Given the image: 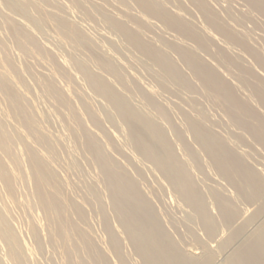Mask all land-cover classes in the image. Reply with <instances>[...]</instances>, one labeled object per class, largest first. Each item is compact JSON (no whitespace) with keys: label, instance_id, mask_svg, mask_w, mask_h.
<instances>
[{"label":"bare ground","instance_id":"obj_1","mask_svg":"<svg viewBox=\"0 0 264 264\" xmlns=\"http://www.w3.org/2000/svg\"><path fill=\"white\" fill-rule=\"evenodd\" d=\"M56 1L58 2V0ZM59 1H61L60 5H62V0ZM84 1L69 0V3H71V6L75 5L78 7L77 9L82 8V11L84 9L85 12H80L82 14L86 13L87 16L92 17V22L94 20L97 21V19L101 20L100 22H98V20L97 24H95L96 21H94L95 23L93 24L98 26L99 23L103 22V26L99 24V28L102 29V27H104L108 29V31L112 33L108 34L117 37L118 40L114 38L117 42L121 40V43L125 44H122L123 49L124 46H126L129 52L132 51L131 54L135 53L136 56L138 54L135 60L144 62L145 65L142 63L144 67L146 66L149 70L156 68L157 71L154 73L155 75H153L158 79L161 87L169 88V86H172L175 87L176 90L179 89L187 92L188 95L197 94L200 89L201 92L209 96L214 102L218 100L217 105L224 106L226 112H224L225 114L223 117L228 115L235 125H238V127L236 126L238 129L241 128V131L243 129V131H247L250 134L251 137L249 136V138L252 139L251 141H253L254 138V140L264 147V115H262L263 112H259L261 111L260 109L258 111L253 105V103L256 102L259 106L264 108V78L261 74L264 72V54H262L261 50L257 51L256 46L253 48L248 38L244 34L237 32L235 26H233L234 29H231L222 20V15L220 17L217 15L220 12L216 14L212 11L213 9H210L207 5L210 1L206 3L204 0H189L200 10L198 12L203 14L205 23L208 26V29L205 28L203 30L196 28V26L193 25L195 23L192 24L190 22L191 19L196 22L193 20L195 16L192 18L191 16L188 17L187 11L191 12L190 10H183V6L181 5L178 6L179 10H176L177 12H173L172 8L169 10L166 2H170L172 5L171 2L177 1L175 3L177 5L179 0H115L116 3L112 1L115 8L110 5L112 3L111 0H109V3L108 0H101V3L104 4L105 7L101 4H92L89 6ZM3 2L7 3L3 4L8 6L11 12L17 13L23 18L18 22L16 19L13 20L14 18H8L0 13V15H3H1L2 17H5V20L0 17V19L2 18V22H0V202H2L3 207L6 208L8 212H16L17 215L19 214L21 221L25 223V232H27L28 236L31 237L30 240H32L31 247L27 245L29 243L26 244L21 241L22 239L18 238L19 235L17 236L13 231L9 223L10 220L8 221V218L0 206V238H3L9 246L10 256L13 262H15L14 264H27L24 259L25 249L28 247L35 255L36 252H41L42 243L45 241L51 244V254L54 257L57 256L59 259L58 264H138L140 260L137 262L134 255L129 251V248L131 250L132 247L136 255L142 259L140 264H212L214 262V254L204 245L205 243H200L202 242L200 239L198 240L196 238L199 243L193 242L202 248L200 249L197 247L200 249L199 251L203 250V255L201 254L200 256V254L198 255L194 250L187 249L188 251H185L182 248V243L185 244L187 239H190L192 236L188 232L187 237L190 235V238L186 237L185 242L183 240L186 234L180 233L183 234L184 238L182 235L180 239L176 237V231L184 226V224L181 222V225L179 223L180 220L175 216L181 226L179 224L180 227L176 226L177 222L174 225L176 219L170 222L171 219L169 220V216L168 218L166 216L168 211H164L166 215L162 211V209L168 210L170 208L165 209L163 206L161 209V205L159 206L156 204L159 201L156 203L154 202L158 192L151 194L149 186L155 187V185H153L155 183L153 182L156 181L152 182L150 178L148 179L149 176L147 177V174L143 172L144 168L141 162L132 158L127 152L126 147H128V145L137 150L141 157L144 158L145 162L147 161L150 163V165H148L149 167L151 165L154 166V170L159 173L158 177L162 175L164 180L170 183V187H173L177 196L193 210L194 217L196 220L200 221L199 223L196 222L197 225L203 224L207 237L208 239L210 238V240L220 233L222 229L226 228V230H230V228H233L232 226L236 224V220L241 216L242 209L240 205L250 204L258 206L257 210L249 219H244L243 225H240V227L236 225L237 228L232 230V236L230 238L225 242H221L222 249L231 245L233 241L241 236L250 223L257 221L264 213V179L261 177L262 173L259 174L254 171V168L250 166L251 164L249 165L246 159L241 158V154H239L241 156H238L234 152L229 145V137H227L229 139L226 140L221 137L222 135L219 137L214 133L213 129L208 125V117L210 118L212 114L210 113L209 115V113H206L200 105L201 109H199L194 96V98L191 97V99L187 96L190 99L189 101L193 99L196 101H193L195 104L191 102L189 106L190 112L194 114L191 115L188 113L184 115V121L187 123L188 131L195 142L203 149L201 151L204 155L206 154L205 158L210 159L212 165L205 164V168L207 165H211L209 168L214 167L217 170V174L224 179L223 181H226L227 185L229 184L235 191L234 195L229 193L231 196H226L220 189L212 191L211 186L209 187V185H206L209 187V189H207L211 192L210 196L214 201L213 204L216 205V210L219 212V220H216L212 216L214 212L210 210V200L207 199V195H204V192V194H202L203 190L199 191L195 188L193 174L195 170H200L199 172H201L202 165L198 154L189 146L191 136L189 139V134H187L189 140L187 139L188 142L186 143L185 139L187 137L185 138L183 130L181 132V130L174 129L176 138L174 143L172 139L169 138V136H171L168 135L169 132L162 129V122H159V124L157 122L159 120H156V118L158 119L161 117L162 120L169 121V112L167 115L165 111L158 107L154 100V94L158 91L156 90L155 93L153 87V90H151L152 88H148V93L150 94H147L145 92L146 90H143L142 87L138 85V82H133L134 84L136 83L135 86L133 83L130 84L128 78L122 73V66L117 64L113 58L109 57L112 53H108L109 56L100 54L101 52L99 51H102V48L98 47L94 39L88 38V34L85 36L79 29L81 27L77 26L78 24H72L71 20L69 22V18L67 19L64 16L66 11H68L66 7V11H63L64 5H62L63 8H60L61 6L59 7L57 5L59 3L55 4L54 0H4ZM98 2H100V0L97 1V3ZM106 2L110 8H113V14L117 15L108 12L109 10L107 9H109V7L106 8V6H108L105 4ZM244 2L248 4L252 11L264 16V0H244ZM89 4L91 3L89 2ZM131 4L139 8L140 11L135 14L138 15V13L141 12L139 13L141 14L140 16L138 15V17H136L135 14H131ZM73 7L74 6H72V9ZM91 7L94 9L93 14L96 15L94 20V16H92L90 10ZM134 8L132 10H134ZM60 9L65 12V14L61 13ZM115 9L121 11L122 14L118 15ZM219 9H221V7ZM181 10L186 12L184 14L187 15V19L184 17V14L181 13ZM195 11L197 10L195 9L194 12ZM229 12L232 13L233 11L231 10ZM69 13L67 17H69ZM195 13L197 14V12ZM150 19L161 22L166 30L172 31V34L175 35L177 40L180 36L190 41L191 43L189 44L193 46H189L184 41L181 42L180 39L178 40L181 42L180 44H171L166 41L167 38L164 40V37L162 38L164 41L158 45L152 44L150 40L153 42L155 39H151L150 36L148 41L147 38H145L147 36H144L145 31L153 26ZM204 19H201V21L203 20L204 22ZM23 21H32V25L35 26L34 28H36L37 31H44L46 28L45 31L47 32L49 31L47 30L48 27H55L54 30L57 34L56 38L60 43L64 44V46L66 45V48L69 46L77 51L76 54H78V51L79 53L82 52L80 54L84 56L82 57L83 59L75 60V55H72L73 62H71L74 67H76V73L81 75L85 81L84 84H80H82L83 87L85 84H89L87 85L88 88H86L92 89L91 92H95L104 99L105 101H102L107 103L104 105H106V107L108 106L110 110L108 111V108L106 109L105 106L102 108L106 109L108 112L111 111V113L107 112V114L103 116L97 109L95 110L93 108L90 100L82 92L85 87L82 88L78 86L77 82L79 81L75 82L76 79L75 76H73L75 75L73 72H71L72 74L67 72L70 71L66 69L65 65L67 63L62 61L61 64H58L56 62V53H54L56 55L54 56L51 51L42 48L43 46L41 45V47L40 44H38L41 40L37 43V38H35L38 34L35 35L33 33L35 29H33V31L32 28H29L31 29L29 30L26 26L27 22ZM86 21L88 22L89 20ZM91 21L89 22L91 23ZM32 22H29V24ZM262 24L264 23L262 22ZM163 26L161 28H163ZM45 31L41 32V34L43 33V35H45ZM212 31L217 32L224 38L225 42H221V38L220 42L225 43V46L237 47L242 52L250 55L254 62L252 61L253 63H250V61L249 65L254 64V68H257V66H255L257 64L263 71L260 73L261 76L256 73L257 70L255 71L252 67L248 68L243 65V55L231 56L226 50L227 48H223L224 45L220 42L221 46L218 48L219 44L216 43L219 40L216 42V38L214 37L217 34L213 36V33L211 34ZM7 34L16 44L17 50L19 51L18 53L26 54L27 56L30 55L31 59L34 57L40 62V65L38 64L37 66L44 65L43 69L46 68L45 70L47 73L45 75L41 76L44 73H40L37 74V77H32L35 89L37 90L32 88L31 79L29 80L24 76L23 73L26 67L24 66L22 70L23 65L18 61V59H20L18 54H16L17 57L14 55L15 51H11L10 48L13 49V47H10L11 45L9 46V40L6 41L8 38ZM41 34L39 32V36ZM251 34L249 35L251 36ZM111 39H113V37ZM96 41L98 42V40ZM57 43L58 41L56 45L59 44ZM120 47L117 49L116 46L117 51H120ZM261 47L264 48V46ZM98 48L101 49L97 51ZM126 48L124 50H126ZM167 49L177 54V59L180 58L181 61L187 65L186 68L193 74L190 73V75L197 79L198 87H195L197 86L196 84L195 86L192 84L190 81L192 79H189L186 72L184 74V72L181 71L182 69H179L180 65L171 60L169 56L173 53L170 54V50L168 51ZM240 50L236 52H240ZM119 51L118 54L121 55L123 50L120 53ZM201 53L211 56L220 64L219 66L222 65L230 73L237 70L239 75L234 72V77L235 74L239 77H237V80L240 79L244 87L250 90L249 93L251 92V97H243L245 93L241 96L240 93L243 90L239 92L238 89L240 87L237 89L234 87L235 85H231L226 80V77L223 76V70L220 72L222 68L219 69L218 65L213 62L211 63V61L210 63L213 66L210 65V63L206 61L207 59H204L205 55L202 57ZM125 54H128L127 51L122 55L125 56ZM134 55H132L133 59L135 57ZM126 56L125 58L127 59ZM138 57L141 59H138ZM62 59L63 58H61V60ZM30 62H32V60H30ZM22 63L24 64V60ZM31 64L34 66L33 62ZM214 64L220 71L214 67ZM137 65L139 64L136 63V65H134L136 67H133L138 69ZM92 67L103 72V75H105V73L108 74V76L112 78L110 80H114L120 85V90L133 94L135 98H137L138 95V97L144 101L143 103L145 106L141 104L142 101L140 104L146 109L148 108L149 111L152 109L158 114L160 113V117L159 115H154L152 110L151 112L146 110V112L143 107L144 110L139 111L138 109L141 108L139 105H137L139 108L136 110L135 105L132 103L134 109L130 103L133 98L129 101L127 96L122 95L123 91L119 93L120 90H116L113 87V85L118 86V84H114L116 82L111 81L112 85L108 79L105 80L100 78V74L99 76L94 73L96 71L98 72V70H94ZM27 69L29 73L30 70L29 68ZM150 72L152 73V71ZM150 72L148 71L147 73L150 74ZM33 73H31V75ZM198 81H200L201 86ZM140 85H142L141 82ZM86 88L85 90H87ZM166 91L164 90L165 93H167ZM168 91H170V88ZM177 93L178 98L180 92L178 91ZM204 96L205 95H203V97ZM179 98L180 100H177L175 97L177 102L180 101L185 106L183 103L185 101L182 102V97ZM138 99L139 98H137V101ZM203 99L204 98H202V100ZM135 100L134 103L137 102ZM207 100L210 99L206 98V100L203 101L206 102ZM77 101L79 102L77 103ZM43 102L49 104L48 109L46 107H44L46 109L43 108V104H45ZM207 103L208 102H206V104ZM136 104H138V102ZM179 107L180 106H178V108ZM142 108L140 110H142ZM178 108L176 107V109ZM47 110H49L50 117L56 118V120H59V123H61V126L57 125L59 124L57 122L55 124V126L57 125L60 127L54 130L58 131L60 129L61 131L59 130L60 132H57L59 135H52L50 129L48 130V128L51 127H46L43 123V120L45 119L46 121V118H48L43 114V112L45 111L44 113H46ZM102 112L106 113V111ZM182 113H185L184 110ZM44 116L46 118H44ZM118 119L121 120V123L124 124L127 129V134L125 138H123L126 140V144L122 139L123 145L125 144V146L120 144L122 140L119 139L121 138V136H118L119 132H116L117 135L114 132L108 131L107 128H105L106 126H104V124L108 122L112 126L116 124L115 127H117V122H119ZM49 121L54 122L51 119ZM174 121L171 119L169 122L173 123ZM182 121L183 119L181 122ZM227 121H230V119H227ZM170 125L168 127L164 126V128L169 129ZM219 125L218 127L220 128L218 129H221L222 126L221 124ZM224 126L227 127L228 125L226 124L223 125V127ZM118 128H121V125H119L117 129ZM53 129L54 128L51 130ZM117 129L115 128V130ZM121 129L125 131L124 128ZM237 138H240V136ZM233 140L232 138V141ZM177 145L180 146L182 155L181 153L179 156L176 155ZM180 148H178V150ZM129 150L131 151L132 149L129 148ZM132 155L134 157L133 152ZM76 157H79L81 161H86V164L90 165L89 169L91 168L90 173L94 176V185L93 181L90 179L89 182L91 181V186H89V183H84L86 180L83 181V177L88 179V174L86 178V176H83L84 173L82 174L80 172V165L77 161L79 159ZM144 160L142 163H144L143 165L145 167L147 162L145 164ZM84 163H82V165H84ZM261 164L257 165L261 166ZM149 167H146V170L149 169L150 172H153L154 170L151 171L152 169ZM86 168L85 171L87 172ZM135 171L137 172L135 173ZM212 171L214 172V169ZM212 171H208L210 175L216 174L212 173ZM199 172H196V174L198 173L197 175H199ZM202 175L204 176V174ZM203 176L201 178H203ZM195 178H197V176ZM205 179L207 180L208 178ZM205 179L203 180L206 181ZM149 180L153 186L149 185L151 184ZM212 181L215 180L213 179ZM157 187L158 189L160 188L159 186ZM200 188H202V185ZM152 189L153 188H151V190ZM161 191L159 190L160 194ZM160 194H158L157 197H163L162 194ZM152 195H155L154 199ZM159 203L162 204L161 202ZM166 207H169V204ZM108 214H111L109 216L110 218ZM248 215L245 216L248 218ZM15 220L17 219H14V221ZM16 222L17 221L13 223ZM225 232H223V235H225ZM227 233L226 235H229V231ZM251 234V237L243 245L240 246L238 244L240 247L224 264H264V223H262V226L258 230ZM220 235L218 237H220ZM202 237L203 236H201V239ZM188 242L190 243V240H188ZM189 243H186L184 248H188L191 245ZM197 248L195 247V249ZM43 249H45V247ZM83 257H85V260H83ZM39 259H42V257ZM54 263L52 262V264ZM222 263L221 261V264Z\"/></svg>","mask_w":264,"mask_h":264},{"label":"rangeland","instance_id":"obj_2","mask_svg":"<svg viewBox=\"0 0 264 264\" xmlns=\"http://www.w3.org/2000/svg\"><path fill=\"white\" fill-rule=\"evenodd\" d=\"M4 1V0H3ZM2 0H0V13H2L4 16H7L8 18H14L13 20H17L18 22H19V20L21 19H23L22 17H20V15L19 14H17V13H13V12H11L10 11V8L8 7V6H5L4 4H7L6 2H3ZM55 1V4L56 3H59V4H57L60 8H63V6L62 5H64V8H63V11H66L65 10V7L68 9V11H66V14H65V12H63L61 9H60V11H61V13H64L63 15L68 19L69 18V22H70V20H71V22H72V24H78L77 26L78 27H81V28H79L80 30H81V32L86 36L87 34H88V38H91L92 40L94 39V42L95 43H97L98 44V47H101L100 49L102 50V51H99L100 49L98 48V50L97 51H99V52H101L100 54H103V55H107V56H109V54H111V56H109V57H111V58H113L114 59V61L117 63V64H120L121 66H122V73L125 75V77H127L128 78V82L130 83V84H132L133 82H138V85L139 86H141L142 87V89L143 90H146L145 92L147 93V94H150V93H148L149 92V90H148V88H154V90H155V93H156V90L158 91L156 94H154V100L156 101V103H157V105H158V107H160L163 111H165V113L168 115V112H169V116H168V120L170 121L171 119H172V121H174L172 124L169 122V121H164V120H162L161 119V117H160V113L158 114L156 111H153L152 109H150V111L148 110V108L146 109L145 107H143V106H145V104L143 103L144 101H142V99H140V97H138V95H137V98H139L138 99V101H137V98H135V96L133 97V94H131V93H128V92H125L124 90H120L121 89V87H120V89H119V84L116 82V81H112V80H110V79H112V78H110V76H108V74H106L105 73V75H103L104 73L103 72H101V71H99L97 68L95 69V68H93L94 70H98V72L96 73V72H94L95 74H97V75H101V76H103V77H101L100 75V78H102V79H105V80H107L108 79V81L109 82H116V83H114V84H118V86H115V85H113L112 84V82H111V84L113 85V87L116 89V90H120L119 91V93H121V91H123V93H122V95H125V96H127V98L129 99V101H130V103H131V106H133V108H134V105H135V108H136V110L139 108L137 105H139L141 108L143 107L144 109H145V111L147 110L148 112H151V110H152V113H154V115H159V117L160 118H156L155 116V118H156V120H159V121H157L158 123L160 122H162L161 123V127L163 126V130L164 131H168L169 133H168V135H171V136H169V138L170 139H172V142H174L175 143V141H176V138H175V134H174V129H178V130H181V132H182V130H183V133H184V135H185V140H186V143L188 142V140L190 139V136H191V139L193 140V142H195V140L193 139V137H192V135L189 133V131H188V128H187V123L184 121L185 120V114H194V113H192V112H190L191 110H190V104H191V102L193 103V101H195L196 103H197V107L199 108V109H201L200 108V106L202 107V109H204L205 111H206V113H209V115H210V113L212 114L211 115V117L209 118L208 117V120H209V122H208V125L213 129V131H214V133L217 135V136H221V137H223L224 139H226V140H228L229 138V140H228V142H229V145H230V147L234 150V152L238 155V156H241V158L242 159H246V162H248L249 163V165L250 166H252V167H250V168H252L254 171H256L257 173H259V174H261V177L264 179V147L260 144V143H258L256 140H254V138H253V141H251L252 139H250L249 138V136H250V134L247 132V131H243V129H242V131L240 130V129H238L237 127H238V125H235V123L233 122V120L227 115H225V117H223L224 116V112H226L225 111V109H224V106L222 107L221 105H217L218 103V100H215L216 102H214L209 96H207L205 93H203V92H201V90L199 89V88H197V89H199V93H197V94H190V95H188V93L187 92H185V91H182V90H179V89H177L176 90V88L175 87H172V86H169V88H170V91H168V87H161L160 86V84H159V81H158V79H156L155 78V74L154 73H156V68H154V69H152V70H149L146 66L144 67V62H142V61H140V60H135V59H137V56H138V54H137V56H136V54L135 53H132L131 54V52H129L128 51V48H126V46H124V49L126 48V50H124L123 49V46H122V44L123 45H125L124 43H121V40H119L118 42H117V37H115L114 35H110V34H112L111 32H109L108 31V29H106V28H104V27H102V29L101 28H99V24H101V26H103V22H101V23H99L98 24V26H96L95 24H97L98 22H100L101 20H99V19H97V21L96 20H94L95 19V17H96V15L95 14H93V10L94 9H92V7L90 8V10H91V12H92V16H94L93 17V20L94 21H96V23L93 21H91V18L92 17H89V16H87L86 15V13H81V12H85L84 11V9H83V11H82V8H79V9H77L78 7H76L75 5H72V6H74L75 7V9L77 10H75L74 9V7H73V9H72V6H71V3H69V0H62V5H60V2L61 1H59L58 0V2L56 1V0H54ZM84 1V0H83ZM97 1H99V0H86V1H84L87 5H89V6H91L92 4H101V5H103V7H105V5L104 4H102L101 2V0H100V2H98L97 3ZM107 1V0H106ZM114 2V3H116L115 2V0H111V2ZM180 1H181V3H180ZM206 3L208 2V1H210V2H208L207 3V5L210 7V9L212 8L213 10L212 11H214L216 14L217 13H219V14H217L219 17L222 15V20L231 28V29H234L233 28V26H235L236 28H237V30H236V28H235V30L237 31V32H239L240 34H244L247 38H248V40H249V42H250V45L253 47V48H255V46L257 47L256 48V50L257 51H259V50H261L262 51V54H264V48L263 47H261V46H264V36H263V34H264V24H262V22L264 23V16H262L261 14H259V13H257V12H254V11H252V9L248 6V4L246 3V2H244V0H204ZM71 2V1H70ZM89 2L91 3V4H89ZM110 1L108 0V3H109ZM111 3L110 5L111 6H113L114 7V3ZM177 2V1H176ZM176 2H171L172 3V5L170 4V2L168 3V2H166V5H167V7L169 8V10H171L170 8H172V10H173V12H177L178 10H179V5H181V6H183L182 7V9L183 10H190L191 12H189V11H187V15H188V17H190L191 16V18L193 17V16H195L196 17V19H195V17H193L194 19L193 20H195L196 22H194V21H192V19H191V23L193 24V23H195V24H193L194 26H196V28H200V30H203V29H205V28H207L208 29V26H207V24L205 23V19H204V17H203V14L201 13L200 14V12H198V11H200L194 4H192L189 0H179L178 2V4L176 5L175 3ZM213 2H215V3H213ZM228 2V3H227ZM4 3V4H3ZM168 3V4H167ZM210 3H212V4H210ZM231 3V4H230ZM106 5H108L107 4V2L105 3ZM113 4V5H112ZM216 5V6H214V5ZM247 4V5H246ZM213 5V6H212ZM134 6H135V8H134ZM170 6V7H169ZM227 6V7H226ZM107 7H109V5L108 6H106V8ZM218 9H217V8ZM221 7V9H219ZM230 7V8H229ZM249 7V8H248ZM8 8H9V10H8ZM115 8V7H114ZM134 8V10H135V12H134V10H132ZM185 8H187V9H185ZM197 10V11H195V12H197V14L194 12V10ZM216 9H217V11H216ZM233 11L232 13L231 12H229V11H231V10ZM107 10H109L108 12H110L111 14H113L114 13V10H113V8L111 7H109V9H107ZM118 9H115V12H117L118 13V15H120V14H122V12L121 11H117ZM175 10V11H174ZM177 10V11H176ZM192 10H193V12H192ZM229 10V11H228ZM81 11V12H80ZM130 11H132L131 12V14H135L136 12H138V11H140L139 10V8L136 6V5H133V4H131V10ZM69 13V17H67V14ZM134 12V13H133ZM221 12H222V14H221ZM11 13V14H10ZM139 13H141V12H139ZM138 13V15L140 16L141 14H139ZM181 13H186V12H183L182 10H181ZM1 14V15H2ZM6 14V15H5ZM82 14V15H81ZM137 14V13H136ZM135 14V15H136ZM199 14V15H198ZM241 14V15H240ZM0 15V17H2ZM10 15H11V17H10ZM83 15H85V16H83ZM113 15H117V14H113ZM138 15H136V17H138ZM187 15H185L184 14V17L187 19ZM18 16V17H17ZM6 17V18H7ZM20 17V18H19ZM252 17V18H251ZM4 20H5V17H2ZM2 18L0 19V22H2L1 20H2ZM7 18V19H8ZM225 18V19H224ZM229 20H228V19ZM256 18H259V19H256ZM84 19H86V20H89V21H91V23L88 21H86V20H84ZM201 19H204V22H203V20L201 21ZM243 19V20H242ZM83 20H84V22H83ZM198 20V21H197ZM199 20H200V22H199ZM226 20V21H225ZM246 20V21H245ZM248 20V21H247ZM16 21V22H17ZM150 21H151V23L153 24V26H151V28H149L148 30H146L145 31V35L144 36H147V37H145V38H147V40L148 39H150V36H151V39H155V41L153 40V42H152V40H150V42L153 44H159V43H161V42H163L166 38V41H168V42H170L171 44H180L182 41H184V42H186V44H188L189 46L191 45V46H193L192 44H189V43H191L190 41H188V40H186V39H184V38H181L180 36H179V38H178V40L180 39V41H178L176 38H175V35H173L172 34V31H170V30H166V28L163 26V24L161 23V22H159V21H157V20H152V19H150ZM155 23H153V22ZM231 21V22H230ZM23 22H27L26 23V26H27V28L29 29V28H32V30L33 29H35V31L33 32L35 35H37V37L35 36V38H37L36 39V41H37V43H38V41L39 40H41L40 41V43H38V44H40V46L42 47V48H44V49H48L49 51H51L52 52V54H54V53H56V55L54 54V56H56V62L59 64H61V62L62 61H65L67 64L65 65L66 66V69H68V70H70V71H67V72H69L70 74H72L71 72H73V74H75V75H73V76H75V82L76 81H79V82H77V84H78V86H81L82 88H88V86L87 85H89V84H85V86L83 87V85L82 84H84L85 83V81L83 80V78H82V76L81 75H79L78 73H76L77 71H75L76 69V67H74V65H73V63H71V62H73V59H72V55H75V60H80L82 57H84V56H82L80 53H82V52H80L79 53V51H78V54H76V52L77 51H75L74 49H72V48H70L69 46H67V48H66V45L64 46V44H62V43H60L59 42V40H57V38H56V36H57V34H56V31L54 30L55 29V27H48V29L47 30H49V31H45V29H44V31L47 33H45V35H43V33L41 34V32H44V31H37V29L36 28H34L35 26L34 25H32L33 24V22L32 21H29V22H32L31 24H29V22L28 21H23ZM87 22V23H86ZM159 22V23H158ZM93 23H95V24H93ZM204 23V24H203ZM235 23H236V25H235ZM256 23V24H255ZM260 23V24H259ZM28 24V25H27ZM74 24V25H75ZM159 26V28H158V26ZM161 24H162V26H163V28H161L162 26H161ZM244 26H242V25ZM93 25H95V26H93ZM204 25V26H203ZM83 26V27H82ZM93 26V27H92ZM157 26V27H156ZM161 26V27H160ZM232 26V27H231ZM95 27H98V28H95ZM254 27H256V28H254ZM84 28V29H83ZM95 29V30H94ZM162 29V30H161ZM261 29V30H260ZM29 30H31V29H29ZM52 30V31H51ZM107 30V31H106ZM152 30V31H151ZM209 30H211V29H209ZM55 32V35H54V32ZM86 33H85V32ZM101 31V32H100ZM32 32V31H31ZM39 32H40V34L42 35H40L39 36ZM99 32V33H98ZM150 32H152V33H150ZM153 32H154V34H153ZM208 32H210V31H208ZM102 35H101V34ZM108 33H110V34H108ZM213 33V34H212ZM253 35H252V34ZM151 34V35H150ZM175 34V33H174ZM211 34L214 36V35H219L217 32H214V31H212L211 32ZM249 34H251V36L249 35ZM48 35V36H47ZM49 35H51V36H49ZM105 35V36H104ZM108 35H110V36H108ZM156 35V36H155ZM172 35V36H171ZM214 36L215 38H216V44H219L218 45V48H220V43L221 42H225L224 41V38L223 37H221L220 35L219 36ZM96 38H95V37ZM7 37L9 38H7L6 39V41H10V42H8L9 43V46L10 47H13V49L12 48H10L11 49V51L13 52V51H15L14 52V55L15 56H17L16 54H18V56H19V58L20 59H18V61L21 63V65H23V67H22V70H23V68H24V66L26 67L25 69H24V76L27 78V79H31V86H32V88H34L35 89V84L33 83V78L34 77H37L38 75L37 74H40V73H44V74H42L41 76H43V75H45L46 73H47V71L45 70V69H43L44 68V65H42V66H37L40 62L37 60V59H35L34 57H32V59L30 58V55H26V54H21V53H18L19 51L17 50V47H16V44L14 43V41L10 38V36L7 34ZM93 37V38H92ZM113 37V39H111ZM164 37V40L162 39ZM177 37V36H176ZM39 38V39H38ZM114 38H116V39H114ZM157 38V39H156ZM218 38V39H217ZM220 38H221V42H220ZM159 39V40H158ZM182 39V40H181ZM96 40H98V42L96 41ZM113 40V41H112ZM114 40H116V41H114ZM157 40V41H156ZM58 41V45H56V42ZM101 41V42H100ZM149 41V40H148ZM159 41V42H158ZM165 41V42H166ZM177 41V42H176ZM115 42V43H114ZM120 42V43H119ZM158 42V43H157ZM168 42H166V43H168ZM220 42V43H219ZM101 43V44H100ZM117 43V44H116ZM115 44V45H114ZM119 44H121V45H119ZM169 44V43H168ZM222 45H224L225 43H221ZM255 44V45H254ZM13 45V46H12ZM60 45V46H59ZM46 46V47H45ZM116 46H117V49H118V47H120L119 49H120V51H119V53L123 50V51H125V52H121V55L120 54H118V51H117V49H116ZM64 47V48H63ZM223 47V46H222ZM52 48H53V50H52ZM59 48V49H58ZM64 50H63V49ZM215 48V47H214ZM217 48V47H216ZM223 48H227L226 50L228 51V53L232 56H237V55H239V54H241V55H243V57H242V60H243V65H245V67L247 66L248 68H251L252 67V69L254 70L255 69V71H256V73L257 74H259L260 76H261V74H262V77L264 78V72L261 70V68L260 67H258V65L256 64L255 66H257V68H259V69H257L256 67L254 68V64H251V65H253V66H251V65H249L250 63H253L254 62V60H252L253 58L250 56V55H248V54H246V53H244V52H242L239 48H237V47H227V45L225 46L224 45V47ZM222 48V49H223ZM230 48V49H229ZM232 48H234V49H232ZM237 48V49H236ZM65 49H66V51H65ZM70 49V50H69ZM57 50V51H56ZM168 51L170 50V49H167ZM240 50V52H236V51H239ZM56 51V52H55ZM68 51V52H67ZM110 51V52H109ZM126 51H127V53L129 54H125V56L126 55H128V56H130V57H128V56H126L127 57V59L125 58V56L124 55H122V54H124V53H126ZM168 51H166V52H168ZM234 51V52H233ZM260 51V52H261ZM170 52V54L171 53H173V54H169L168 56L171 58V60L174 62V63H176V64H179L180 65V67H179V69H182L181 71H183L184 72V74H185V72H186V75L189 77V79L191 78L192 80H190L191 82H192V84L195 86V84L197 85V86H195V87H198V83H197V79L196 78H194V76L192 77V73H191V71L189 72V69L188 68H186V64H184V62L183 61H181V59L179 58V59H177L178 58V56H176L177 54H174V52L173 51H169ZM58 53V54H57ZM60 53V54H59ZM109 53V54H108ZM70 54V55H69ZM131 54V55H130ZM135 54V55H134ZM23 55V56H22ZM132 55H134L135 57H134V59H133V56ZM172 55H174V56H172ZM201 55H202V57H204L203 55H205V57H204V59H207L206 61H208V63H210V61H211V63L213 62V63H215L216 65H218V68L219 69H221V71L217 68V66L215 65L214 67H216L220 72H222V70H223V76H225L226 77V80L231 84V85H235L234 87H236L238 90H239V92H240V90H243V91H241V96H242V94L243 93H245V94H243V97H246V96H249V97H251V92L249 93V89H247L246 87H244V85L241 83V81H240V79H238L237 80V75H239L238 74V72H237V70H234L233 71V73L231 72H228V70L225 68V67H223L222 65L221 66H219L220 64H218L211 56H209V55H207V54H205V53H201ZM17 56V57H18ZM21 56V57H20ZM60 58H59V57ZM66 56H68V57H66ZM81 56V57H80ZM209 58H208V57ZM59 58V61H58V58ZM80 57V58H79ZM124 57V58H123ZM55 58V57H54ZM61 58H63L62 60H61ZM79 58V59H78ZM129 58H131V59H129ZM140 57H138V59H139ZM251 58V59H250ZM27 59H29V60H27ZM83 59V58H82ZM126 61H125V60ZM141 59V58H140ZM21 60V61H20ZM23 60H24V64L22 63L23 62ZM26 60V61H25ZM30 60H32V62L34 63V66L31 64L32 62H30ZM35 60V61H34ZM132 60V61H131ZM136 61V63L137 64H139V65H137V67H138V69L137 68H134V67H136V66H134V65H136V63H135V61ZM134 61V62H133ZM141 62V63H139V62ZM251 61V62H250ZM253 61V62H252ZM37 62V63H36ZM129 62H132V63H129ZM250 62V63H249ZM133 63H135V64H133ZM144 65H143V64ZM210 63V65H212ZM175 64V65H176ZM40 65V64H39ZM29 66V67H28ZM60 66V65H59ZM134 66V67H133ZM177 66V65H176ZM213 66V65H212ZM36 67H41L40 69L39 68H36ZM140 67V68H139ZM178 67V66H177ZM27 68H29V73H28V69ZM65 68V67H64ZM41 69H43V70H45V71H43V70H41ZM65 69V70H66ZM92 69V70H93ZM142 69V70H141ZM37 70H39V71H37ZM93 70V71H94ZM150 72V71H152V73L150 72V74H152V75H150V74H148L147 72L148 71ZM39 72V73H35V72ZM41 71V72H40ZM153 71H155V72H153ZM35 74H34V73ZM100 72V73H99ZM189 72V73H188ZM234 72L237 74H235V77H234ZM261 72H263V73H261ZM26 73V74H25ZM31 73H33L32 75H31ZM147 73V74H146ZM190 73L192 74V75H190ZM261 73V74H260ZM28 74V75H27ZM154 74V75H153ZM134 75H135V77H134ZM150 75V76H149ZM233 76V78H232V76ZM29 78H28V77ZM41 76H39V77H41ZM105 76V77H104ZM137 76V77H136ZM152 76H154V77H152ZM33 77V78H32ZM154 78V79H153ZM239 78V77H238ZM157 80V81H156ZM194 80V81H193ZM196 80V81H195ZM140 82H141V84L142 85H140ZM199 82V85L201 86V84H200V81H198ZM80 83H82V84H80ZM87 83V82H86ZM237 83V84H236ZM134 84V83H133ZM136 85V83L134 84V86ZM144 85V86H143ZM117 87H118V89H117ZM85 88L82 90V92L85 94V96L90 100V102L92 103V106H93V108L96 110L97 109V111L100 113V114H102L103 116H105V114H107V112L110 110L109 109V107L107 106L106 107V105H104V104H107L106 102L104 103V99H102L99 95H97L95 92H91L92 91V89H87V90H85ZM153 88L151 89V90H153ZM172 89V90H171ZM35 90H37V89H35ZM164 90L167 92V93H165L164 92ZM245 90V91H244ZM86 91V92H85ZM172 91V92H171ZM180 92L179 93V97H182L181 99H182V102L183 101H185V102H183L184 104H185V106L180 102V101H178L177 102V100H180V98L178 99L177 98V96H178V93L177 92ZM248 91V92H247ZM160 93V94H159ZM246 93H247V95H246ZM184 94H185V96L187 97V96H189L190 97V99H191V97H195V100L193 99L192 101H189L190 99H189V97H185L184 96ZM201 94H203V95H205L204 97H203V95H201ZM88 95H90V96H88ZM135 95V94H134ZM163 95V96H162ZM173 95V96H172ZM202 97H201V96ZM140 96V95H139ZM197 96H199V97H197ZM91 97V98H90ZM93 97V98H92ZM175 97H176V99H175ZM193 97V98H194ZM208 98V99H210V100H207L206 102H208L207 104H206V102L205 101H203V100H206V98ZM157 98V99H156ZM186 98V99H185ZM201 98V99H200ZM202 98H204L203 100H202ZM136 99V100H135ZM160 99V100H159ZM188 99V100H187ZM102 100H104V101H102ZM134 100L135 101H137L138 102V104H136L137 102H135L134 103ZM166 100V101H165ZM174 100H175V102H174ZM202 100V101H201ZM142 101V102H141ZM159 103H158V102ZM188 101V102H187ZM46 102V101H45ZM45 102H43V103H45ZM79 101H77V103H78ZM95 102V103H94ZM140 102H141V104L143 105H141L140 104ZM166 102V103H165ZM42 103V104H43ZM132 103L134 104V105H132ZM188 103V104H187ZM256 102H254L253 103V105H254V107H256L257 108V110L259 111V109L261 110V111H259L260 113L261 112H263V114L262 115H264V108H262L261 106H259V104L258 103H256ZM95 104V105H94ZM174 104H175V108H174ZM193 104H195V103H193ZM97 105V106H96ZM102 105V106H101ZM169 105H172L173 106V109H172V106H169ZM200 105V106H199ZM216 107H215V106ZM49 106V104L47 103H45V104H43V108L44 107H46L47 109L49 108L48 107ZM106 107V109L108 108V111L106 110V109H104V108H102V107ZM178 106H180L179 108H178ZM187 106V107H186ZM176 107L178 108V109H176ZM189 107V108H188ZM42 108V107H41ZM46 108H44V109H46ZM134 108V109H135ZM141 108H139L138 110L139 111H143L144 109L142 108V110H140ZM106 111V113L105 112H102V111ZM172 110V111H171ZM183 110H184V114L182 113L183 112ZM211 110H213V111H211ZM43 111V110H42ZM41 111V112H42ZM46 111V110H45ZM44 111V112H45ZM146 111V112H147ZM175 111V112H174ZM43 112V114L44 115H46V117H48V118H46L45 116H44V118H46L47 120L45 121V119L43 120L44 122V124H45V126L46 127H51V128H48V130L50 129V132H51V134L52 135H59L58 133L61 131L60 129V131L58 132V131H54V130H57V128H60V127H58L57 125H59V126H61V123H59V120H56V118H53L52 116V118L49 116V110H47V112L46 113H44ZM173 112V113H172ZM187 112V113H186ZM108 113H111V111L110 112H108ZM176 113V114H175ZM181 116H180V115ZM208 115V114H207ZM208 115V116H209ZM183 116H184V118H183ZM51 120H53L54 122H51V121H49L50 119ZM179 118V119H178ZM181 118V119H180ZM212 118V119H211ZM220 118V119H219ZM223 118H224V120H223ZM49 119V120H48ZM183 119V121L181 122V120ZM227 119L229 120L230 119V121H227ZM118 121L119 122H117L118 124H117V127L119 126V125H121V128H124L125 129V131L123 130V129H121V128H118L117 129V127H115L116 126V124H114L113 126L110 124V123H105L104 124V126H106L105 128H107V130L108 131H110V132H114V133H116L119 137L121 136V138H119V139H123V138H125V136H126V134H127V129H126V126L124 125V124H122L121 123V120L120 119H118ZM56 122L57 123H59V124H57L56 126H55V124H56ZM165 122H167V123H165ZM215 124H214V123ZM218 122H219V124H221V129H218V128H220V127H218V126H220L219 124H218ZM120 123V124H119ZM159 123V124H160ZM168 123H170V124H168ZM180 123V124H179ZM214 125H213V124ZM165 124V125H164ZM176 124H177V126H176ZM213 126H212V125ZM228 125L227 127L226 126H224L223 127V125ZM170 125V128L167 130L166 128H164V126H169ZM179 125V126H178ZM234 125H235V127H234ZM114 127V128H112V127ZM122 126H124V127H122ZM237 126V127H236ZM173 127V128H172ZM225 127H226V129H225ZM52 128H54L53 130H51ZM115 128L117 129V130H115ZM235 128V129H234ZM223 129V130H222ZM234 131H233V130ZM218 130H219V132H218ZM220 130H221V133H220ZM229 130H231V131H229ZM53 131V132H52ZM58 132V133H57ZM241 132H243V133H241ZM171 133V134H170ZM235 133H237V134H235ZM187 134H189L188 136H189V139H188V136H187ZM245 134V135H244ZM247 134V135H246ZM239 137L240 136V138H237V137ZM227 137H229V138H227ZM251 137V136H250ZM173 138H175V139H173ZM232 138L235 140H233L232 141ZM241 138H243V139H241ZM249 138V139H248ZM188 139V140H187ZM190 139V141L191 142H189L188 144H189V146L198 154V156H199V160H200V163H201V165H202V168H201V172H199L200 170H198V171H196L195 170V172H194V176L196 177L197 176V178H195L194 176H193V182H194V185L196 186L195 188L197 189V190H199V191H202V194H204V195H207L206 197H207V199H209L210 200V202H209V206H210V210H211V212H214V213H212L213 215V217L216 219V220H219V212H217L218 210H216L217 209V207H216V205H214L213 203H214V201H213V199L211 198V196H210V191L208 190L209 189V187L211 186V190L212 191H215V190H221L226 196H231V195H234V193H235V191H234V189L228 184L227 185V182L226 181H223L224 179L223 178H221V176L220 175H218L217 174V170L213 167H210L209 168V166H211L212 164H211V162H210V159L209 158H205V155L202 153V151L201 150H203L202 148H201V146L199 145V144H197L196 142L195 143H193L192 142V140ZM241 139V140H240ZM124 140V139H123ZM123 140L121 141V143H120V140H119V143L121 144V145H123ZM174 140V141H173ZM126 140H124V142H125ZM251 141V142H250ZM245 142H248V143H251V144H248V143H245ZM254 143V144H253ZM125 144H126V142H125ZM125 144L123 145V146H125ZM260 144V145H259ZM179 145H177L176 146V155L177 156H179V154L181 153V148H180V146L178 147ZM127 148V152L131 155V157L132 158H134V159H136L138 162H141V165L143 166V168H144V171L143 172H145V174H147L146 176L148 177V179L150 178V180L153 182V181H156V182H153V183H155V184H153V185H155V187L152 185V183H151V181H150V183L151 184H149V185H152L153 187H151V186H149V188H150V191H151V194H154V193H156V192H158V194H160V192H159V190L161 191V194H162V196L163 197H161L160 195V197H157L158 196V194L156 195V200L154 199V196L155 195H152L153 196V199H154V202L156 203L157 201H159V202H161L162 204H160L159 202H157L156 204L157 205H161L160 206V208L162 209L163 208V206L165 207V209H168V208H170L171 209V211H170V209H168V210H163L162 209V211H163V213L165 214L166 212H164V211H168V213H166L165 215L167 216V218H168V216H169V220H170V222L171 221H174L175 219H176V217L180 220V222L176 219L175 220V223L174 222H172V223H174V225L176 224V222H177V224H176V226H178V227H180L182 224H181V222L184 224V226H182L180 229H181V231H180V229H178V231H176V237L178 238V239H180V237H181V235L183 236V234L185 235V239L183 240L184 242H185V240H186V237H187V234H188V232L190 233V235L192 236L191 238H190V235L188 236L190 239H187V242L186 243H189L188 242V240H190V243L189 244H191L188 248H184V245L186 244H184V243H182V248L185 250V251H188V250H194V252L195 253H197L198 255L200 254V256H201V254L203 255V250H201V251H199L200 249H202L201 247H199V246H197L194 242H198L197 240H196V238L199 240H201L202 242H200L201 244L203 243H205L204 245L205 246H207L211 251H212V253L214 254V256H215V260H214V262L212 263V264H221V261L223 262L222 264H224V263H226V261L235 253V251L241 246V245H243L250 237H251V233H253L254 231H256V230H258L261 226H262V223H264V213L257 219V221H254V222H252V223H250L248 226H247V228H245V231H243V236H242V234H241V236H239V238H237L235 241H233L232 242V244L231 245H229L227 248H221V242H225L228 238H230L231 236H232V230H235L236 228H237V226L238 227H240V225H243V223H244V221L246 220V219H249L250 217H251V215H253L254 214V212L257 210V207L258 206H253V205H250V204H243L242 206H244V207H242L241 205H240V208L242 209L241 210V216H240V218H238L237 220H236V224L235 225H233L232 227L233 228H230V230H226V228H224V229H222L223 230V232H225V235H223L224 233L222 232V230L220 231V233H218L214 238H212L211 240H210V238L208 239V237H207V234H206V231H205V229H204V226H203V224L201 223V225L199 224V225H197V223H199L200 221H198V220H196V218L194 217V212H193V210L185 203V202H183L178 196H177V194L175 193V191H174V189H173V187H170L171 185H170V183H168L166 180H164V178L162 177V175H160L161 177H158L159 176V173H158V171H156V170H154V166L153 165H151L150 167L148 166V165H150V163L149 162H147V164H146V162H145V160H144V158L143 157H141V155L139 154V152H137V150H135L133 147H129V145H128V147H126ZM129 148H131L132 150V152L134 153V157H133V155H132V152L129 150ZM178 148H180L179 150H178ZM241 148V149H240ZM247 149V150H246ZM249 149V150H248ZM199 150V151H198ZM131 153H130V152ZM200 151H201V153H200ZM136 152V153H135ZM179 152V153H178ZM204 152V151H203ZM138 153V154H137ZM137 154V155H136ZM239 154H241V155H239ZM138 155H139V157H138ZM181 155H182V153H181ZM181 155H180V157H181ZM203 155H204V157H203ZM257 156H259V157H257ZM77 159H79V160H77L78 162H79V165H80V172L83 174L84 173V175L83 176H86L87 174V176H88V179H85V177H83L84 179H83V181L84 180H86V181H84V183L86 182L87 184L89 183V186H91L92 185V183L90 184V182L91 181H93V185H94V176H93V174L91 175V168L89 169V164H86L87 162L86 161H81L80 160V158L79 157H76ZM142 159V161H141V159ZM205 158V159H204ZM82 159V158H81ZM140 159V160H139ZM143 160H144V162H145V164L147 165H145V167H144V163H142L143 162ZM255 160V161H254ZM203 163H202V162ZM84 163V165H82V163ZM204 162H206V163H204ZM245 162V161H244ZM245 162V163H246ZM255 162H257V163H255ZM149 163V164H148ZM248 163H247V165H248ZM254 163H255V165H254ZM262 163V164H261ZM86 164V165H85ZM205 164H211V165H207L206 166V168H205ZM257 164H261V166H259V165H257ZM88 165V166H87ZM255 167H254V166ZM258 166V167H257ZM86 168V170H87V172L85 171V168ZM146 167H149V168H151L152 170L151 171H153V172H150V170L148 171V170H146ZM208 167V168H207ZM261 167V168H260ZM84 168V169H83ZM212 168V169H211ZM205 169H206V171H205ZM208 169V170H207ZM214 169V172L212 171ZM208 171H212V173H216V174H209V172ZM137 171H135V173H136ZM139 172V171H138ZM196 172H199V175H197L196 174ZM86 173V174H85ZM208 173V174H207ZM81 174V175H82ZM196 174V175H195ZM202 174H204V176L202 175ZM207 174V175H206ZM136 175V174H135ZM203 176V178H201L202 176ZM87 176H86V178H87ZM151 176V177H150ZM198 176H200V177H198ZM206 176V177H205ZM220 176V177H219ZM92 177V178H91ZM137 177H138V175H137ZM157 179H156V178ZM153 178V179H152ZM200 178V179H199ZM205 178H208L207 180L205 179ZM89 179L91 180L90 182H89ZM93 179V180H92ZM155 179V180H154ZM203 179H205L206 181H204ZM210 179V180H209ZM215 180V181H212V180ZM87 180H88V182H87ZM208 180H209V182H208ZM203 181V182H202ZM199 183V184H198ZM222 183V184H221ZM224 183H225V185H226V187H225V185H224ZM86 184V185H87ZM159 184V185H158ZM166 184V185H165ZM169 184V185H168ZM220 184V185H219ZM162 185V186H161ZM164 185V186H163ZM168 185V186H167ZM201 185H202V188H200L201 187ZM209 185V187H207V186ZM157 186H159L160 188L158 189V187ZM200 186V187H199ZM151 188H153L152 190H151ZM208 188V189H207ZM169 189V190H168ZM226 189V190H225ZM155 190V191H154ZM166 191H168V192H166ZM204 192V193H203ZM150 193V192H149ZM166 193H168V194H166ZM208 193V194H207ZM231 195H230V194ZM175 196H174V195ZM164 195H165V197H164ZM174 196V197H173ZM168 197V198H167ZM176 197V198H175ZM208 197H210V198H208ZM168 199V201H167V199ZM211 199H212V201H211ZM169 204V207H166L167 205ZM174 204H175V206H174ZM247 205V206H246ZM250 207H249V206ZM0 206H1V208H2V210H3V212L5 213V215H6V217L8 218V221H9V223H10V225H11V227H12V229H13V231L16 233V235L18 236L19 235V239H22L21 241H23V242H25L26 244L27 243H29V244H27L28 246H31L32 247V240H30L31 239V237L30 236H28V234H27V232H25V230H26V227H25V223L23 222V221H21V219H20V217H19V214L17 215V213L16 212H14V213H12V212H8L7 211V209L6 208H4L3 207V204H2V202H0ZM247 208H246V207ZM172 207H173V209H172ZM188 207V208H187ZM248 207H249V209H248ZM251 207H253V208H251ZM186 209V210H185ZM243 209H245V210H243ZM249 211H248V210ZM177 210V211H176ZM254 210V211H253ZM170 211V212H169ZM174 211V212H173ZM245 211H246V214H245ZM248 212V213H247ZM169 214V215H168ZM174 214V215H173ZM192 214H193V216H192ZM249 214V215H248ZM111 214H108V217L110 216ZM171 215V216H170ZM245 215H248L249 217L247 218V216H245ZM176 216V217H175ZM183 216V217H182ZM18 217V218H17ZM110 218V217H109ZM174 218V219H173ZM246 218V219H245ZM14 219H17V220H15V221H17V222H19V223H17V224H19V225H17L16 223H13V222H15L14 221ZM245 219V220H244ZM194 220H196V221H194ZM260 222H259V221ZM181 224H179V223ZM197 222V223H196ZM238 222V223H237ZM241 224H240V223ZM23 223V224H22ZM261 223V224H260ZM180 226H179V225ZM237 225V226H236ZM187 226H188V229H187ZM24 228V230H23V228ZM202 227V228H201ZM20 228V229H19ZM22 228V229H21ZM247 229V230H246ZM17 230V231H16ZM21 230H23V231H21ZM229 231V235H226V234H228L227 232ZM252 231V232H251ZM251 232V233H250ZM180 233H183V234H180ZM201 233V234H200ZM222 233V234H221ZM231 233V234H230ZM250 233V234H249ZM221 234V235H220ZM25 235V236H24ZM220 235V237H218ZM250 235V236H249ZM201 236H203L202 237V239H201ZM1 237V236H0ZM187 237V238H188ZM224 237V238H223ZM226 237V238H225ZM183 238H184V236H183ZM204 238V239H203ZM25 241H24V240ZM31 241H29V240ZM194 239V240H193ZM206 239V240H205ZM196 240V241H195ZM215 240V241H214ZM194 241V242H193ZM211 242V243H210ZM199 243V242H198ZM189 244H187V245H189ZM194 244V245H193ZM215 244V245H214ZM223 244V243H222ZM240 246H239V245ZM44 245V246H43ZM186 245V246H187ZM212 245V246H211ZM192 246H194V247H192ZM45 247V249H43ZM191 247V248H190ZM195 247L197 248V247H199V248H197V249H195ZM193 248V249H192ZM132 249H133V247L131 248V250H130V248H129V251H130V253L132 254V255H134V258H135V260L138 262L139 260V262H138V264H140L141 263V258L139 257V256H137L136 255V253H135V251H134V249H133V251H132ZM188 249V250H187ZM26 251H25V257H24V259L26 260V263L27 264H49V263H51L52 264V262L54 263V262H56V263H54V264H58V261H59V259L57 258V256H52V254H51V251H52V247H51V244L48 242V241H45L44 243H42V246H41V252L40 251H38V252H36L35 253V255L33 254V252L27 247L26 249H25ZM216 250H218V251H216ZM224 250H225V252H224ZM45 251H47V252H45ZM45 252V253H44ZM203 252V253H202ZM224 252V253H223ZM129 253V254H130ZM45 254V255H44ZM42 255H44V256H42ZM38 256V257H37ZM217 256V257H216ZM42 257V259H39V258H41ZM84 259L83 260H85V257H83ZM12 261V262H11ZM50 261V262H49ZM52 261V262H51ZM15 262H13V259H11V256H10V249H9V246L7 245V243L4 241V239L3 238H0V264H14Z\"/></svg>","mask_w":264,"mask_h":264}]
</instances>
